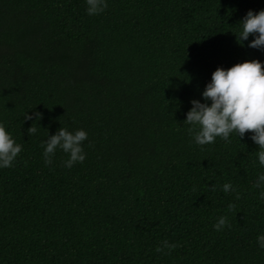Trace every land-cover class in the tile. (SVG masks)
<instances>
[{
    "label": "trees",
    "instance_id": "obj_1",
    "mask_svg": "<svg viewBox=\"0 0 264 264\" xmlns=\"http://www.w3.org/2000/svg\"><path fill=\"white\" fill-rule=\"evenodd\" d=\"M107 4L0 0V122L22 145L0 169V264H264L258 146L247 131L197 146L184 122L217 67L264 61L236 38L264 0ZM59 127L88 133L82 163L44 164Z\"/></svg>",
    "mask_w": 264,
    "mask_h": 264
},
{
    "label": "clouds",
    "instance_id": "obj_2",
    "mask_svg": "<svg viewBox=\"0 0 264 264\" xmlns=\"http://www.w3.org/2000/svg\"><path fill=\"white\" fill-rule=\"evenodd\" d=\"M85 11L88 15H98L108 6L107 0H85ZM252 39L249 40V36ZM237 43L255 49H264V9L257 12L248 10L239 22V34L236 35ZM201 100H190L191 107L185 114L184 122L189 125L188 131L192 133L193 143L197 146L209 145L217 138L229 142L230 134L243 138L246 131L249 139L258 146L256 159L260 167L264 168V61L257 59L245 60L224 69L217 67L200 93ZM40 119V113L29 114L27 111L23 118L30 120ZM197 129L193 131V129ZM29 135H34L37 128L33 124L27 128ZM88 133L83 129L69 131L59 127L52 135H47L41 141L43 148L42 158L46 166L52 163V158L59 149L67 154L63 161L65 168H71L76 163L85 160L86 153L83 143L87 140ZM22 150V145L16 143L12 134L6 130L5 124L0 122V169L12 166V162ZM261 189L258 199L264 201V172L257 174L254 185ZM215 191V185H211ZM224 193L233 192L235 198H240V193L231 183L221 185ZM233 205L229 204V211ZM230 227L227 217L221 215L213 224V229L220 231ZM258 248L264 249V234L256 237ZM177 247L175 243L167 240L161 242L155 251L165 255Z\"/></svg>",
    "mask_w": 264,
    "mask_h": 264
}]
</instances>
